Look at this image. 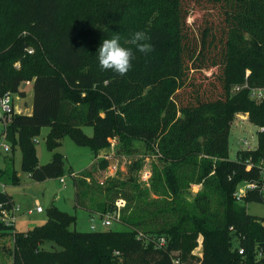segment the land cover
<instances>
[{
    "label": "trees",
    "instance_id": "1",
    "mask_svg": "<svg viewBox=\"0 0 264 264\" xmlns=\"http://www.w3.org/2000/svg\"><path fill=\"white\" fill-rule=\"evenodd\" d=\"M7 1L0 0V80L15 91L30 81L34 92L32 113L16 114L10 125V161L19 144L31 178L63 177V153L40 164L34 137L50 127L46 145L56 150L71 134L95 154L87 169H69L76 208L103 215L117 210V199L127 201L114 217L121 230L72 229L76 217L55 207L46 223L27 231L0 220V233L14 241L13 264H264V217L240 204L264 202V130L255 148L229 157L236 113L264 127V97H250L251 88H264V0ZM66 6L71 12L63 18ZM19 28L26 35L17 37ZM135 31L151 37L154 51L143 54L126 43ZM113 34L135 56L124 76L98 64L97 49ZM26 37L40 49L27 45L25 57L9 61L15 40ZM245 82L248 87L234 90ZM83 125L94 127L93 137ZM117 137L127 151L140 140L155 155L153 197L132 171L91 182L93 171L108 164L99 150ZM5 179L19 182L8 167L0 169ZM247 181L258 186L238 200L235 193ZM195 184L201 187L192 193ZM0 205V215L15 208L4 189ZM199 236L203 247L196 254ZM160 237L166 241L157 247Z\"/></svg>",
    "mask_w": 264,
    "mask_h": 264
},
{
    "label": "rangeland",
    "instance_id": "2",
    "mask_svg": "<svg viewBox=\"0 0 264 264\" xmlns=\"http://www.w3.org/2000/svg\"><path fill=\"white\" fill-rule=\"evenodd\" d=\"M6 5H11V0H8ZM71 9L66 6L63 10L61 16L63 18L70 16ZM2 11L0 10V23L2 20ZM2 29H6L5 26H1ZM16 36L26 35L21 28L14 31ZM16 39V38H15ZM15 51L14 56L9 57V61L16 59V55L20 57H25L23 53L27 45H32L37 50L40 49V44L36 41L34 37H26L20 40H15ZM19 65V62L16 63ZM32 86L29 84L24 96H20L16 99L18 107L25 112L27 110V105L32 103ZM31 94V96H30ZM82 132L91 138L94 135V127L90 125H83L81 128ZM260 127L256 124L250 117L248 113H236L234 120L231 123L230 134H229V157L232 159L237 158V153L240 149H248V144L251 148H255L258 144V131ZM51 131L50 127H42L40 132L34 137V142L37 148V155L40 164H45L51 160L53 153L59 151L63 153L65 157V174L64 178L66 182L63 183L60 180V176L47 178L45 180H34L30 177L29 173L22 169V150L19 144L15 146V155L10 161L11 157L8 156L6 161L4 160V155H0V168L8 167L11 170L15 169L16 174L19 177L18 183H13L9 179L2 181L5 183L6 190L13 198L15 203V208L12 211L14 224L17 231H27L29 229H34L38 225L46 223L49 219V212L52 207H55L61 211L67 212L76 217L74 223L71 224L72 229L79 231H100L106 229L121 230L124 227L123 224L119 222H113L110 226H104L102 224V219L98 214H90L89 212L76 208L75 206V188L73 185V177L69 173V169H73L77 174L85 169H87L95 159V154L88 144L79 143L71 134L65 135L61 139V143L56 150H50L46 145L47 134ZM248 142V144L245 143ZM102 155L100 157L107 158V165L104 168H97L93 171V177L91 182L95 183H106L109 177L121 176L126 177L130 171L134 173L138 181L145 188V192L148 198L153 197V190L150 188L149 180H144V171H150L153 176V166L155 155L153 152L144 144L143 141L135 140L130 150L127 151L123 142L117 137L114 139L113 143L100 152ZM100 161V160H99ZM97 161V164L98 162ZM117 164V170L112 169L113 164ZM139 164L137 168H132L133 164ZM193 186V185H192ZM1 187V185H0ZM196 192L197 188L194 187ZM190 191H187V198L190 200L192 196ZM240 204H245L247 210L254 215L264 217V202H240ZM127 201L125 200V205ZM41 207L42 211H37V207ZM93 221L96 224V229H92ZM198 244L195 247V252L201 251L203 247L202 236L197 238ZM14 249V241L10 234L0 233V264H13L12 251ZM196 264H199L197 259H194Z\"/></svg>",
    "mask_w": 264,
    "mask_h": 264
},
{
    "label": "built area",
    "instance_id": "3",
    "mask_svg": "<svg viewBox=\"0 0 264 264\" xmlns=\"http://www.w3.org/2000/svg\"><path fill=\"white\" fill-rule=\"evenodd\" d=\"M29 53H32L34 49L32 47L27 48ZM27 84L25 86L24 82L21 83L19 86V90L15 91L9 88H5L3 82L0 80V155H4V159L8 156H11L13 154V147L12 143L9 138V128L11 123L14 120V117L16 114L24 113L17 105L16 99H19L20 96H24V93L26 92L27 85L30 83V81H25ZM244 87H248L247 82L244 84H238L234 86V90H240ZM23 91V93H22ZM250 97L256 100H261L264 97V88L262 87H253L250 90ZM260 130H264V127H260ZM246 144H248L247 141H245ZM248 149H251L250 145L248 144ZM262 172L264 175V166H261ZM1 169V168H0ZM112 169L117 170V164H113ZM150 171H144L143 173V178L144 180H149L150 178ZM60 180L65 183L66 179L64 177H60ZM0 189H3L5 187V183L0 181ZM258 186V183L256 182H244L238 190L235 193V196L238 200H241L243 195L246 193L247 189L249 188H255ZM262 190L264 193V186H262ZM125 205V200L122 198H119L116 200V206L117 210L115 212H107L103 215L100 214V217L102 219V224L104 226H110L114 222V217L115 215H119V211L122 207ZM1 207V205H0ZM8 211L7 209H1V215H0V220L2 222H5L6 224H13L14 218L12 211ZM37 211H42V208L39 206L36 209ZM92 229H96V224L93 221L92 223ZM166 238L165 237H160L159 240L157 241L156 245L157 247H161L165 244ZM240 252L242 253L243 250L240 249ZM178 259L174 260L175 264H178Z\"/></svg>",
    "mask_w": 264,
    "mask_h": 264
},
{
    "label": "clouds",
    "instance_id": "4",
    "mask_svg": "<svg viewBox=\"0 0 264 264\" xmlns=\"http://www.w3.org/2000/svg\"><path fill=\"white\" fill-rule=\"evenodd\" d=\"M120 39L119 34H113L110 39H103L96 53L102 71L111 70L119 76H124L131 70L135 56L132 48L121 45ZM150 39L144 31H135L126 43L135 46L140 53L149 54L154 51L153 46L148 43Z\"/></svg>",
    "mask_w": 264,
    "mask_h": 264
},
{
    "label": "crops",
    "instance_id": "5",
    "mask_svg": "<svg viewBox=\"0 0 264 264\" xmlns=\"http://www.w3.org/2000/svg\"><path fill=\"white\" fill-rule=\"evenodd\" d=\"M29 84L32 86V89H31V92H32V103H31L29 106L27 105V107H26L27 110L24 112V113H26V114H31L32 111H33V94H34V92H33V84H32V82H30ZM29 84H28V85H29ZM28 85H27V88H28ZM27 88H26V90H27ZM30 96H31V94H30ZM103 149H105V148H103ZM103 149L99 150V156L102 155L100 152H102ZM94 160H95V159H94ZM90 166H91V165H90ZM90 166H89V167H90ZM193 186H194V187L196 186V188H197L196 190H197V191H198V190L200 189V187H201L200 184H195V185H193ZM193 186H192L191 190L194 191ZM197 191H196V192H197ZM194 193H195V192H194Z\"/></svg>",
    "mask_w": 264,
    "mask_h": 264
},
{
    "label": "water",
    "instance_id": "6",
    "mask_svg": "<svg viewBox=\"0 0 264 264\" xmlns=\"http://www.w3.org/2000/svg\"><path fill=\"white\" fill-rule=\"evenodd\" d=\"M27 84V82H24V85L23 86H25Z\"/></svg>",
    "mask_w": 264,
    "mask_h": 264
}]
</instances>
